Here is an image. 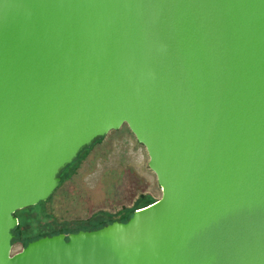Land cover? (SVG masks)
Here are the masks:
<instances>
[{
	"label": "water",
	"instance_id": "95a60500",
	"mask_svg": "<svg viewBox=\"0 0 264 264\" xmlns=\"http://www.w3.org/2000/svg\"><path fill=\"white\" fill-rule=\"evenodd\" d=\"M124 125L161 199L12 255ZM0 264H264V0H0Z\"/></svg>",
	"mask_w": 264,
	"mask_h": 264
},
{
	"label": "rangeland",
	"instance_id": "374dc122",
	"mask_svg": "<svg viewBox=\"0 0 264 264\" xmlns=\"http://www.w3.org/2000/svg\"><path fill=\"white\" fill-rule=\"evenodd\" d=\"M150 158L127 125L111 132L62 175L50 200L18 211L15 255L45 236L76 233L125 222L162 197Z\"/></svg>",
	"mask_w": 264,
	"mask_h": 264
},
{
	"label": "trees",
	"instance_id": "16d2710c",
	"mask_svg": "<svg viewBox=\"0 0 264 264\" xmlns=\"http://www.w3.org/2000/svg\"><path fill=\"white\" fill-rule=\"evenodd\" d=\"M102 140H103V139L98 140V141L95 142L91 147L85 149L83 152H85V151H87V150H90L95 144L101 142ZM83 152L80 154V156L83 154ZM80 156H79V157H80ZM78 159H79V158H78ZM78 159H77V160H78ZM77 160H76V161H77ZM76 161H75V162H76ZM75 162H74L73 164H75ZM73 164H72V165H73ZM72 165H70L69 167H71ZM69 167H67V168L63 171V173H64ZM63 173H62V175H63ZM62 175H61V177H62ZM152 203H154V202H152ZM152 203H150V204H152ZM129 219H130V218H129ZM129 219H128V220H129ZM128 220H127V221H128ZM127 221H125V222H127ZM112 223H113V222H112ZM112 223L106 224V225H104L103 227H105V226H107V225H110V224H112ZM103 227H101V228H103ZM17 228H18V227H17ZM17 228H16V230L14 231V234H15L16 238H15L13 244H15V242L18 240V239H17ZM101 228H97V229H93V230H98V229H101ZM93 230H86V231H93ZM80 231H81V230H80ZM77 232H79V231H77ZM77 232H76V233H77ZM74 233H75V232H74ZM60 234H61V233H60ZM55 235H56V234H55ZM48 236H49V235H48ZM50 236H52V235H50ZM45 237H47V236H45ZM41 238H43V237H41ZM38 239H40V238H38ZM38 239H36V240H38ZM33 241H35V240H33ZM31 242H32V241H31ZM29 243H30V242H29ZM27 244H28V243H27Z\"/></svg>",
	"mask_w": 264,
	"mask_h": 264
}]
</instances>
